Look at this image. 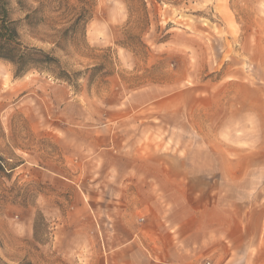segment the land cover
<instances>
[{"label": "rangeland", "instance_id": "obj_1", "mask_svg": "<svg viewBox=\"0 0 264 264\" xmlns=\"http://www.w3.org/2000/svg\"><path fill=\"white\" fill-rule=\"evenodd\" d=\"M4 1L59 64L0 59V264H50L60 236L85 264L82 214L104 264L107 223L140 224L143 179L166 172L226 168L200 183L264 212V0Z\"/></svg>", "mask_w": 264, "mask_h": 264}, {"label": "crops", "instance_id": "obj_2", "mask_svg": "<svg viewBox=\"0 0 264 264\" xmlns=\"http://www.w3.org/2000/svg\"><path fill=\"white\" fill-rule=\"evenodd\" d=\"M163 174L167 178L143 179L140 224L126 217L107 223L113 241L104 264H264V212L241 192L239 198L229 196L221 189L227 184L200 183L209 175L227 179L226 168ZM82 215L76 234L83 235L80 246L87 252L80 256H88L85 264H98L99 228L92 216ZM55 241L50 264H68L67 238Z\"/></svg>", "mask_w": 264, "mask_h": 264}, {"label": "trees", "instance_id": "obj_3", "mask_svg": "<svg viewBox=\"0 0 264 264\" xmlns=\"http://www.w3.org/2000/svg\"><path fill=\"white\" fill-rule=\"evenodd\" d=\"M8 6L9 2L0 0V59L13 64L16 76L31 68L50 69L52 66H58V60L50 54L27 48L20 43L16 21L9 18Z\"/></svg>", "mask_w": 264, "mask_h": 264}, {"label": "built area", "instance_id": "obj_4", "mask_svg": "<svg viewBox=\"0 0 264 264\" xmlns=\"http://www.w3.org/2000/svg\"><path fill=\"white\" fill-rule=\"evenodd\" d=\"M205 264H207V263H205Z\"/></svg>", "mask_w": 264, "mask_h": 264}]
</instances>
